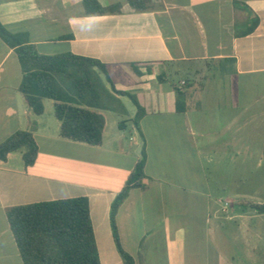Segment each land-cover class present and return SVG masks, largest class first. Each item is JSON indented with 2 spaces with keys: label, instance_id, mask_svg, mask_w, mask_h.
I'll return each instance as SVG.
<instances>
[{
  "label": "crops",
  "instance_id": "crops-1",
  "mask_svg": "<svg viewBox=\"0 0 264 264\" xmlns=\"http://www.w3.org/2000/svg\"><path fill=\"white\" fill-rule=\"evenodd\" d=\"M98 1L121 11L87 15L83 0H0L9 32L25 34L42 54L107 64L116 90L134 94L146 111L137 127V110L119 97L126 114L98 110L105 118L100 146L65 139L55 115L46 116L49 99L42 115L28 107L19 59L0 38V144L23 130L38 145L30 167L23 150L0 160V264H24L9 208L76 197L89 199L101 264H123L111 206L143 151L145 188L131 189L115 216L136 264H264V213L252 207L264 198L228 212L234 198L214 199L205 176L217 146L237 158L245 141L264 140V0H152L143 13L127 0ZM251 17L259 23L245 35ZM176 87L185 93L184 113ZM112 113L129 117L141 144L127 121L109 124Z\"/></svg>",
  "mask_w": 264,
  "mask_h": 264
},
{
  "label": "trees",
  "instance_id": "trees-1",
  "mask_svg": "<svg viewBox=\"0 0 264 264\" xmlns=\"http://www.w3.org/2000/svg\"><path fill=\"white\" fill-rule=\"evenodd\" d=\"M138 13L153 9L152 0H127ZM87 15L117 14L120 4L102 6L98 0H83ZM252 33L259 19H249ZM1 40L14 49L22 69L19 90L33 114L42 115L45 99L54 102V115L60 122V135L65 139L90 146L103 142L105 118L98 110L126 114L119 97H128L136 107L134 124L138 127L146 111L138 98L116 90L107 64L98 59L68 53L46 55L30 44L25 34H13L0 23ZM179 113L186 111L185 93L175 88ZM23 150L26 167L34 165L38 145L29 131L19 130L0 144V160L10 153ZM145 151L126 180L123 190L111 206L113 238L123 264H136L124 251L116 224L119 206L131 189H144ZM264 213V206L252 205ZM11 231L24 264H101L96 245L87 197L19 205L7 210Z\"/></svg>",
  "mask_w": 264,
  "mask_h": 264
},
{
  "label": "rangeland",
  "instance_id": "rangeland-1",
  "mask_svg": "<svg viewBox=\"0 0 264 264\" xmlns=\"http://www.w3.org/2000/svg\"><path fill=\"white\" fill-rule=\"evenodd\" d=\"M181 80L182 78H178ZM176 79V81H178ZM245 86H248L246 80ZM126 107L130 112H134L136 107L129 98H123ZM46 116L52 120L54 118L53 101L49 100ZM119 121H127L128 131L134 133V141L138 144L142 143V139L137 135V130L129 120V117L117 114L109 115V124L111 125L115 119ZM216 146V145H215ZM217 156L214 157L211 164L206 165L205 176L209 180L212 187L213 198L225 197L234 198L232 204L227 206L228 212L242 201L248 204L264 198V140L245 141L243 152L236 158L232 150H224L217 146ZM215 152V151H213ZM213 155V154H212ZM238 198L241 201H235ZM217 203V208L219 207ZM233 205V207H232ZM247 212H252L248 208Z\"/></svg>",
  "mask_w": 264,
  "mask_h": 264
}]
</instances>
